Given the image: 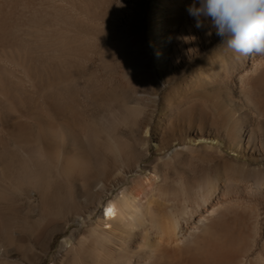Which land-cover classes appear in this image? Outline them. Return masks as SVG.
Instances as JSON below:
<instances>
[{
    "label": "bare ground",
    "instance_id": "bare-ground-1",
    "mask_svg": "<svg viewBox=\"0 0 264 264\" xmlns=\"http://www.w3.org/2000/svg\"><path fill=\"white\" fill-rule=\"evenodd\" d=\"M107 1L0 0V200H64L66 212L52 228L87 229L89 239L76 246L65 236L62 264H264V89L253 93L249 84L264 74V57L250 55L240 78L246 125L232 112L229 125L190 126L184 135L167 131L169 123L152 127L149 105L158 103L159 88L147 53L135 48V66L126 56L130 46L100 41L90 31L105 23L100 9ZM122 1V23L139 17V4ZM192 3L154 2L157 60L166 79L194 61L205 39L188 12L181 26H168L174 8L187 11ZM121 59L129 72L144 74L140 83L122 76L130 86L122 103L121 71L111 70ZM121 112L139 152L126 172ZM104 121L117 127L113 135ZM150 148L157 157L152 168ZM200 158L221 161L223 171L194 172L179 190L164 189L170 171L178 175L174 166ZM92 166L97 173L89 177ZM137 174L139 189L129 183ZM65 200H103L102 211L86 227L91 217L68 220ZM12 240L24 243L14 217L0 209V262L2 245Z\"/></svg>",
    "mask_w": 264,
    "mask_h": 264
},
{
    "label": "rangeland",
    "instance_id": "rangeland-1",
    "mask_svg": "<svg viewBox=\"0 0 264 264\" xmlns=\"http://www.w3.org/2000/svg\"><path fill=\"white\" fill-rule=\"evenodd\" d=\"M131 0V6L139 4L140 14L130 22L122 23L124 18V4L122 0H110L105 2L100 9L101 15L105 18V23L97 28H92L90 31L100 41L109 40L111 45L117 44L119 41L121 47L130 46L131 50L126 53L128 61L135 66H138L135 48L143 50L147 53V57L152 62L153 75L158 84V103L150 106V124L152 127H157L159 124H168L167 131L184 132L190 126H198L203 124L208 126L212 122H216L218 126L229 125L231 123L230 116L232 112L237 113V116H242V124L250 122L248 112L242 108V85L240 78L242 72L248 66L249 56H242L230 49L226 44H221V38L215 34V30L211 28L205 21L204 41L199 47V55L191 63L185 65L184 70L177 76L169 75L166 79L167 71L162 68L158 62L159 46L153 28L154 16L156 13V0ZM170 22L169 27L181 26L187 18V11L184 7L174 8L173 12L168 15ZM121 21V24L119 23ZM211 31L212 35L207 33ZM166 46V43H164ZM162 48V50H164ZM100 50V49H98ZM100 54L107 53L100 50ZM125 60L121 59V65L113 64L111 70L117 74L121 71V103L125 94L128 92V86L122 76L126 73L135 83H140L144 74L140 71L126 70ZM127 61V60H126ZM215 75L212 76L214 70ZM104 68L101 73H103ZM120 74V73H119ZM204 78H209L208 80ZM201 79H204L202 81ZM168 80V81H167ZM256 93L260 89H264V74L252 78L249 83ZM113 88V86H112ZM242 97V98H241ZM256 95H253V99ZM228 112V114L226 113ZM231 112V113H230ZM121 112V164H125V172L133 170L135 163L139 159L137 138H133L130 132L133 129L127 128L123 124L124 118ZM99 124L100 120H95ZM134 119L129 118V124L132 125ZM97 124V125H98ZM94 127L93 125H91ZM101 126L107 134L113 135L116 130L115 124L111 121H104ZM178 139V134H176ZM180 139V137H179ZM103 144V142H102ZM226 160L230 161L231 155L224 153ZM149 159L147 160L148 167H153L157 159L154 155L153 148L149 149ZM111 162H119L118 159L110 157ZM126 160H129L127 163ZM147 169H150L148 168ZM220 167V168H219ZM176 175L170 171V181L164 187L168 192L177 191L180 188V182L184 178H189L194 172H213L217 176V171H223L221 161L210 162L205 159L188 160L178 163L174 166ZM228 170V167H226ZM97 173L96 167H91L89 177ZM132 177L129 183H135V188L140 187L141 174ZM134 179V180H133ZM69 219L75 215H80L82 218L90 216V221L86 222V227L90 226L95 215H99L102 211L101 202L103 200H65V203L70 202ZM64 200H55L47 198V200H0V209L7 214H11L16 223V232L20 233L24 243L19 245L13 240L12 244L2 245V254L4 261L0 264H62V254H60V244L65 236L70 234L72 243L79 245L80 242L87 240L89 233L87 229L79 231H69L64 229H53V223L60 220L66 212L62 209ZM63 212V213H62ZM131 241L130 249L133 253L136 252V239ZM89 246V243H87ZM87 246V247H88ZM86 247V246H84ZM114 247H118L117 244ZM84 264H91L84 260ZM70 264H81L80 261H74Z\"/></svg>",
    "mask_w": 264,
    "mask_h": 264
},
{
    "label": "clouds",
    "instance_id": "clouds-1",
    "mask_svg": "<svg viewBox=\"0 0 264 264\" xmlns=\"http://www.w3.org/2000/svg\"><path fill=\"white\" fill-rule=\"evenodd\" d=\"M187 12L197 29L207 21L221 44L237 54L264 57V0H193Z\"/></svg>",
    "mask_w": 264,
    "mask_h": 264
},
{
    "label": "snow or ice",
    "instance_id": "snow-or-ice-1",
    "mask_svg": "<svg viewBox=\"0 0 264 264\" xmlns=\"http://www.w3.org/2000/svg\"><path fill=\"white\" fill-rule=\"evenodd\" d=\"M109 214H110V215L112 214V211H111V210H109Z\"/></svg>",
    "mask_w": 264,
    "mask_h": 264
}]
</instances>
